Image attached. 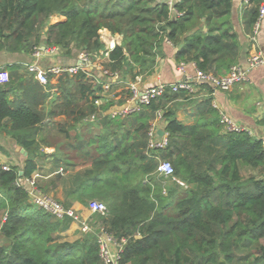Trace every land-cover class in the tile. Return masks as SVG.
<instances>
[{"label": "trees", "instance_id": "obj_1", "mask_svg": "<svg viewBox=\"0 0 264 264\" xmlns=\"http://www.w3.org/2000/svg\"><path fill=\"white\" fill-rule=\"evenodd\" d=\"M260 3L249 0L242 11L248 36ZM174 7L182 15H171L165 0H0V52L32 54L45 45L66 55L82 50L94 58L104 49L99 31L107 30L120 35L121 42L102 67L122 77L150 75L165 40L178 47L176 63H192L202 73L222 75L237 64L232 0H181ZM53 16L63 20L49 24ZM89 74L63 73L55 85L43 86L20 64L0 69V130L28 153L21 175L15 168H0V210L5 211L0 264H101L100 230L125 240L118 264H218L220 259L264 264L261 141L246 132L218 135L217 122L182 125L168 103L189 97L184 91L167 90L139 111L112 118L104 114L114 102L101 94L102 79ZM202 86L211 92L208 84ZM97 99L104 104L97 107ZM201 103L209 106L210 100ZM157 110L163 112L168 142L163 149H149L147 132ZM59 115L72 121L58 128L72 149L61 159L80 168L69 195L106 208L103 215L94 213L86 222L90 231L72 242L56 240V233L67 230L73 219L52 217L15 185L35 170L32 152L44 121ZM91 116L97 132L82 134L77 125ZM65 126L77 129L74 138ZM161 160L172 164L170 177L156 172ZM239 163L256 174L241 176ZM61 204L70 208L68 201Z\"/></svg>", "mask_w": 264, "mask_h": 264}, {"label": "crops", "instance_id": "obj_2", "mask_svg": "<svg viewBox=\"0 0 264 264\" xmlns=\"http://www.w3.org/2000/svg\"><path fill=\"white\" fill-rule=\"evenodd\" d=\"M249 0H232V8L230 13V21L234 31L238 35L239 56L237 64L244 65L247 57L254 52L259 51L264 57V15L260 20L255 43L249 41V36L243 30L242 11L247 7ZM56 17V16H55ZM60 21L63 20L59 17ZM108 41L109 37H113L118 43L121 42L120 35H110L107 30L100 31ZM108 35V36H107ZM107 37V38H106ZM110 40V39H109ZM109 43V42H108ZM178 47L173 46L168 41H163L160 47L161 55L156 58L154 71L147 76H136L131 79L130 76H119L111 83L110 89L106 92V96L111 103V107L123 104L128 96V86L135 84L139 88H145L156 85L158 83L173 84L180 81L184 76L194 77L195 67L192 63H184L183 72L178 71V63L175 62L174 55ZM75 50L64 55L63 51H59L54 57L41 56L38 62L42 66L50 64L69 65L76 62L79 56L75 55ZM64 55V57H63ZM75 55V58H73ZM34 62V58L30 54H9L0 52V69L10 64H20L26 69V65ZM136 70H134L135 72ZM91 73L99 78V70L93 67ZM30 75V74H29ZM249 81L247 83L235 84L228 91L207 92L204 86L198 87L194 95L189 97H180L175 103H168V107L174 110L175 119L184 126H195L199 124H208L218 122L219 113L228 115L236 123L244 127L248 135L255 140H264V65L251 69L248 72ZM58 81V78H53ZM104 81V79H102ZM51 83V84H56ZM51 95L56 93V89H52ZM103 95V94H102ZM52 97V96H51ZM12 99V96H11ZM205 99L210 100V105L201 103ZM123 100L122 103H116ZM50 98L43 104L44 108H49ZM104 104V103H101ZM213 104L215 106H213ZM110 108V107H109ZM45 127L40 135L36 136L38 141L37 148L32 152V160L35 164V170L30 178L20 179L19 184L27 189L29 183L40 189L42 192L49 194L58 202H70V209L73 210L81 221L89 222L93 213L88 208L89 201L85 204L69 195L71 187V179L76 171L80 168L75 167L70 162L63 161V156L72 154V149L66 145L65 136L58 130L59 126L72 123L71 118L64 115L54 116L44 121ZM91 118L83 121L81 125H77V129L85 134L87 131L93 133L94 127L91 125ZM68 128V129H67ZM69 139L74 138L75 129L65 126ZM50 131L46 134L45 131ZM160 131L164 130V123L160 121L156 124L157 137L161 136ZM218 135L224 134L221 126ZM28 158V153L23 147L6 133L0 130V163L7 164L11 168L22 172L24 164ZM240 175L247 177L256 174V169L238 164ZM59 176L57 179L56 177ZM152 184V182H151ZM183 188H187L186 185ZM165 192V191H164ZM165 194V193H164ZM1 199V193H0ZM4 210H0V219L4 217ZM81 236L79 224L72 222L67 230L56 233V240L72 242Z\"/></svg>", "mask_w": 264, "mask_h": 264}, {"label": "built area", "instance_id": "obj_3", "mask_svg": "<svg viewBox=\"0 0 264 264\" xmlns=\"http://www.w3.org/2000/svg\"><path fill=\"white\" fill-rule=\"evenodd\" d=\"M167 3L171 15L180 16L182 13H179L175 10V4L180 3L181 0H165ZM264 15V0H261V3L258 8V18L255 22V25L252 30V34L249 36L250 43H255L256 34L258 31L259 23L261 18ZM111 41H110V40ZM107 46H104L103 51H99L96 60L101 55L104 59L108 57L109 52L114 48V46L119 45V43L113 38L109 37ZM107 43V42H106ZM60 49L58 47H47L41 45L35 48L30 54L34 58V62L26 65V71L28 74L33 76V78L41 85L45 86L51 84V79L58 78L63 73L69 75L77 74L79 71L85 72L87 76H90V72L93 67H97L93 64V59L89 54L85 53L79 55L76 62L69 65L61 64H50L48 66H42L38 60L42 56L54 57L58 54ZM264 65V57L259 51L254 52L252 55H249L244 63L235 64L229 68V70L222 75H213L206 74L200 71H195L194 77L184 76L180 81H177L173 84H164L158 83L153 86L139 88L137 85L130 84L128 86V96L126 97L123 104L110 107L104 114L109 115L110 117H124L130 115L134 112H137L141 109L142 105L147 104L151 99L162 96L167 90L171 92L184 91L186 95L191 96L197 91L198 87L204 84H208L214 91H228L235 84L247 83L249 81L248 72L258 66ZM184 63L178 64V71L183 72ZM99 78L104 79L101 82L102 92L106 93L109 91L111 83L116 80L117 74H113L104 70L102 66H98ZM94 104L98 107L101 104V100L97 99L94 101ZM213 106H215L213 104ZM162 110H157L155 112V119L151 122L150 128L147 132L149 149H163L168 142L167 133L163 131V134L157 137L156 133V124L162 121ZM91 120L94 119V116L90 117ZM218 122L223 130L224 134L227 133H239L246 132V129L236 123L228 115L220 112ZM264 147V140L261 141ZM0 168L4 171H8L11 167L7 164H1ZM156 172L163 177H170L173 175V166L169 161L161 160L158 162L156 167ZM28 180V179H27ZM16 186H21L19 181L15 183ZM28 193L29 198L32 203L37 207L50 214L56 219H61L64 216H69L73 219L74 222L79 224V229L81 233H87L90 231V227L85 221H81L76 213L70 208L66 209L63 205L50 196L47 193L42 192L40 189L29 183V187L25 189ZM164 193V191H163ZM88 208L94 214L103 215L106 212L105 205L97 200L89 201ZM4 219V217H3ZM98 242V255L101 260V264H118L120 259V253L122 251V246L125 243L124 239L116 240L111 235L105 233L103 230H100L97 235Z\"/></svg>", "mask_w": 264, "mask_h": 264}, {"label": "rangeland", "instance_id": "obj_4", "mask_svg": "<svg viewBox=\"0 0 264 264\" xmlns=\"http://www.w3.org/2000/svg\"><path fill=\"white\" fill-rule=\"evenodd\" d=\"M58 21H60V18L59 17H55V16H53V17H50L49 19H48V22H49V24H52V23H55V22H58ZM102 31V30H101ZM109 33V32H108ZM110 34V33H109ZM111 35V34H110ZM108 36V35H107ZM107 38V37H106ZM99 39H100V42L104 45V46H107V44H108V41H106V40H104L105 39V37L102 35V33L99 31ZM107 42V43H106ZM120 44V43H119ZM104 49H102L101 51H103ZM75 55H77V56H79V55H82V54H84V51H82V50H76L75 51V53H74ZM64 55H66V54H64ZM64 55H63V57H64ZM75 55H73L74 57L73 58H75ZM67 56H69V55H67ZM91 56V55H90ZM92 57V56H91ZM96 57H94L93 59H95ZM106 60V58L104 59V57L103 56H99L98 57V60H93L92 62H93V64L95 65V66H102V62L103 61H105ZM51 81V83H56V80L55 79H51L50 80ZM107 94L106 93H103V97H105V98H108L107 96H106ZM101 103H102V100H101ZM95 132H97V128L95 129H93V133H95ZM0 242H1V239H0Z\"/></svg>", "mask_w": 264, "mask_h": 264}, {"label": "water", "instance_id": "obj_5", "mask_svg": "<svg viewBox=\"0 0 264 264\" xmlns=\"http://www.w3.org/2000/svg\"><path fill=\"white\" fill-rule=\"evenodd\" d=\"M159 134H163V131H160ZM21 174H22V172H19V175H21ZM218 264H225V262H224L223 259H220L219 262H218Z\"/></svg>", "mask_w": 264, "mask_h": 264}, {"label": "bare ground", "instance_id": "obj_6", "mask_svg": "<svg viewBox=\"0 0 264 264\" xmlns=\"http://www.w3.org/2000/svg\"><path fill=\"white\" fill-rule=\"evenodd\" d=\"M111 41V40H110Z\"/></svg>", "mask_w": 264, "mask_h": 264}]
</instances>
